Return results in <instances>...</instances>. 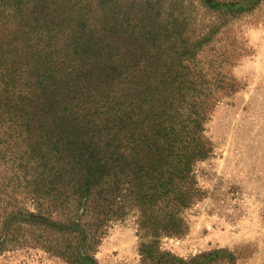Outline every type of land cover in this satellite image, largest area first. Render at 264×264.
<instances>
[{
  "label": "rangeland",
  "instance_id": "rangeland-1",
  "mask_svg": "<svg viewBox=\"0 0 264 264\" xmlns=\"http://www.w3.org/2000/svg\"><path fill=\"white\" fill-rule=\"evenodd\" d=\"M5 3L31 25L22 38L40 37L30 44L42 56L40 96L25 104L44 143L31 141L30 182L8 190L3 170L27 150L0 148V264H142L153 239L115 132L168 98L189 122L203 119L210 153L180 214L186 234L154 242L173 264H264V0Z\"/></svg>",
  "mask_w": 264,
  "mask_h": 264
},
{
  "label": "trees",
  "instance_id": "trees-1",
  "mask_svg": "<svg viewBox=\"0 0 264 264\" xmlns=\"http://www.w3.org/2000/svg\"><path fill=\"white\" fill-rule=\"evenodd\" d=\"M16 13V8L0 0V148L14 149L19 145L27 150L24 152L27 160L24 162L19 153L12 164L4 166L3 172L8 182H5V189L1 180L2 203H6L8 198L5 192L7 187L15 183L20 187L30 182L28 162L36 160V145L31 141L37 136L33 135L36 124L29 118L26 94L40 96L42 87L40 48L30 45L34 39L38 43L40 37L34 35L29 39L24 35L26 38H22L20 28L27 30L31 25L23 22ZM35 30L36 27H33V34ZM174 100L172 105L176 104ZM168 102L169 98L163 106H158L156 112L139 121L137 126L130 118L128 125L116 128L115 132V137L124 141L116 147L121 157L120 170L131 173L137 182V188L130 193L135 202H141L140 230L153 239V242L141 243L139 252L142 264H173L172 258L162 254L158 241L154 240L162 234L172 237L186 234V223L180 214L195 203L200 193L193 172L195 165L207 159L210 153L203 135V119L195 118L189 122L190 118L181 116L177 106L171 109ZM37 139L42 146L44 137ZM8 157L10 162L12 156ZM1 159L2 165L5 164ZM15 163L24 175L7 174ZM118 177L115 174L116 180ZM125 184L130 183L122 184V188ZM128 190L130 188L125 189ZM7 205L10 203L7 202ZM62 221L56 223H70L69 220Z\"/></svg>",
  "mask_w": 264,
  "mask_h": 264
}]
</instances>
